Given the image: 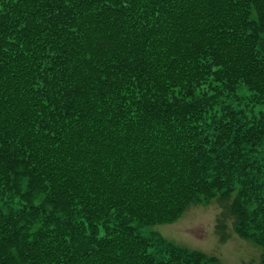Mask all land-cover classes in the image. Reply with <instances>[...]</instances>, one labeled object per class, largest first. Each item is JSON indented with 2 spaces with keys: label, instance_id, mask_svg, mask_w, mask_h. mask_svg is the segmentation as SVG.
Segmentation results:
<instances>
[{
  "label": "trees",
  "instance_id": "16d2710c",
  "mask_svg": "<svg viewBox=\"0 0 264 264\" xmlns=\"http://www.w3.org/2000/svg\"><path fill=\"white\" fill-rule=\"evenodd\" d=\"M263 139L264 0H0V264H219L141 234L212 200L264 264Z\"/></svg>",
  "mask_w": 264,
  "mask_h": 264
},
{
  "label": "rangeland",
  "instance_id": "374dc122",
  "mask_svg": "<svg viewBox=\"0 0 264 264\" xmlns=\"http://www.w3.org/2000/svg\"><path fill=\"white\" fill-rule=\"evenodd\" d=\"M230 103L233 106L238 104ZM260 160L264 163V139L261 143ZM223 212L224 209L217 200L208 204L191 205L175 222L145 228L141 230V234L149 239L158 236L174 245L200 251L216 258L219 264H260L262 249L234 234L232 220L229 218L226 221L227 238L221 240L217 221Z\"/></svg>",
  "mask_w": 264,
  "mask_h": 264
}]
</instances>
